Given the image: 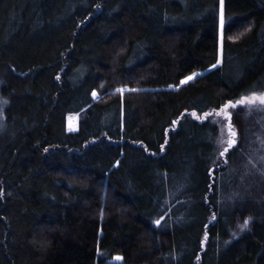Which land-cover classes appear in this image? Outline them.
Instances as JSON below:
<instances>
[{
	"label": "trees",
	"instance_id": "16d2710c",
	"mask_svg": "<svg viewBox=\"0 0 264 264\" xmlns=\"http://www.w3.org/2000/svg\"><path fill=\"white\" fill-rule=\"evenodd\" d=\"M253 91L264 0H0V264H264Z\"/></svg>",
	"mask_w": 264,
	"mask_h": 264
},
{
	"label": "snow or ice",
	"instance_id": "6c2138e0",
	"mask_svg": "<svg viewBox=\"0 0 264 264\" xmlns=\"http://www.w3.org/2000/svg\"><path fill=\"white\" fill-rule=\"evenodd\" d=\"M99 8L100 5H97ZM219 9H220V25L221 29L224 27V0H219ZM220 63L218 60L216 64L212 65V68H216L217 64ZM203 73H193V75L186 77L184 80L181 81V84H187L189 81H192L195 79L197 76H202ZM59 79V77H57ZM130 91H138L137 89H129ZM121 92H123V89H120ZM96 93H93V96H95ZM7 103V101H5ZM244 105H249V106H264V92H251L250 94L247 95H241L235 102L232 100H229L227 103L223 105V107L220 109L217 115H222L224 117V120L227 121V127H228V135L230 139L227 141V147L223 149V151L220 152V156L223 157L225 156L226 153L229 152L230 149L234 148L237 144V137L238 133L235 131L234 126L231 123V117H232V112L228 111L229 109H237L238 107L244 106ZM195 115V113H193ZM211 114L206 113L205 116H209ZM173 123H176V121H173ZM163 145H161V151H163ZM47 151V149H45ZM227 163V161H225ZM116 166H119V161H117ZM2 195V193H0ZM251 217L248 219H245L243 224L240 226V230L244 231L245 229L248 228L249 223H250ZM155 223L157 225L160 224V220H156ZM207 227V226H205ZM207 239V234H205V240ZM116 259L121 260L122 257H116ZM199 259V257H197Z\"/></svg>",
	"mask_w": 264,
	"mask_h": 264
},
{
	"label": "rangeland",
	"instance_id": "374dc122",
	"mask_svg": "<svg viewBox=\"0 0 264 264\" xmlns=\"http://www.w3.org/2000/svg\"><path fill=\"white\" fill-rule=\"evenodd\" d=\"M220 34H221V37L223 38V29H221V25H220ZM97 98H98V96L96 97V99ZM256 106H259V105H256ZM234 110L235 109H229L228 111H230V112L233 113ZM219 111H220V109L219 110H210L208 112L201 113V114L195 113L194 117L197 118V119H199V120L210 119V120H212L213 122H215L218 125L219 131H220L219 143H220V146H221V151H223V149L225 147H227V141L230 139V137L228 135V127H227V123L228 122L224 120V117L222 115H217L216 114ZM206 113L211 114V115H209V116L206 117L205 116ZM1 115H2V108H1V103H0V116ZM78 122H79L78 116H71L67 120V126L70 128L71 131H76L77 128H78ZM260 127H261V129H263L264 128V125L260 124ZM235 131L237 132L236 129H235ZM259 138H260V136H259ZM261 139L264 140V136L263 135L261 136ZM262 144L264 146V143H262ZM256 155H257V157L255 159V164L252 165V167H255L256 165L260 164V168H259L258 173L260 175H263V177H264V147H263L262 151L261 152L258 151L256 153ZM114 261L115 262H121L122 259L121 260H118V259L115 258Z\"/></svg>",
	"mask_w": 264,
	"mask_h": 264
},
{
	"label": "water",
	"instance_id": "95a60500",
	"mask_svg": "<svg viewBox=\"0 0 264 264\" xmlns=\"http://www.w3.org/2000/svg\"><path fill=\"white\" fill-rule=\"evenodd\" d=\"M93 97H94V99H96V97H97V94H96L95 96H93ZM68 131H71L69 127H68Z\"/></svg>",
	"mask_w": 264,
	"mask_h": 264
}]
</instances>
